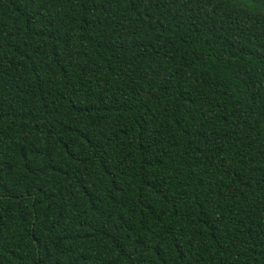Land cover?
<instances>
[{
    "label": "trees",
    "instance_id": "16d2710c",
    "mask_svg": "<svg viewBox=\"0 0 264 264\" xmlns=\"http://www.w3.org/2000/svg\"><path fill=\"white\" fill-rule=\"evenodd\" d=\"M0 264H264V0H0Z\"/></svg>",
    "mask_w": 264,
    "mask_h": 264
}]
</instances>
